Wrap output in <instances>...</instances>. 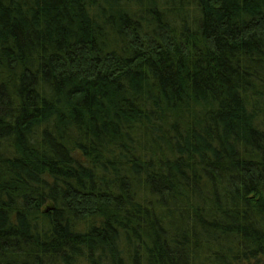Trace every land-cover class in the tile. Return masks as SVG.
<instances>
[{
	"label": "trees",
	"instance_id": "trees-1",
	"mask_svg": "<svg viewBox=\"0 0 264 264\" xmlns=\"http://www.w3.org/2000/svg\"><path fill=\"white\" fill-rule=\"evenodd\" d=\"M0 264H264V0H0Z\"/></svg>",
	"mask_w": 264,
	"mask_h": 264
}]
</instances>
